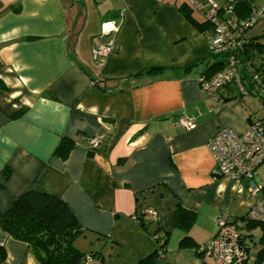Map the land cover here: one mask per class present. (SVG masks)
Listing matches in <instances>:
<instances>
[{"label":"crops","instance_id":"0c3cea01","mask_svg":"<svg viewBox=\"0 0 264 264\" xmlns=\"http://www.w3.org/2000/svg\"><path fill=\"white\" fill-rule=\"evenodd\" d=\"M185 1L0 0V214L26 191L56 195L84 229L78 250L136 264L157 247L137 219L153 212L158 235L170 232L154 264H207L179 241L201 247L221 212L240 218L253 201L236 182L212 177L208 142L255 118L232 84L218 99L200 87L216 61L211 29L199 32L181 14ZM101 44L111 49L98 61L92 49ZM181 118L194 127L183 129ZM63 137L74 142L66 159L54 155ZM177 205L195 214L188 230L173 224ZM0 245L4 264H39L1 227Z\"/></svg>","mask_w":264,"mask_h":264},{"label":"built area","instance_id":"2783aa9c","mask_svg":"<svg viewBox=\"0 0 264 264\" xmlns=\"http://www.w3.org/2000/svg\"><path fill=\"white\" fill-rule=\"evenodd\" d=\"M193 10L211 25L209 53L219 62V69L211 76L202 75L200 87L213 98L232 84L241 97L253 96L259 101V110L264 111V65L254 67L246 57L244 47L248 43L247 31L264 19V0H255L246 10L238 7L245 0H186ZM243 14H239L242 13ZM113 22L104 23L107 33L116 31ZM111 45L101 44L92 49L93 57L102 61ZM178 124L185 130L192 129L191 119L181 118ZM99 141L90 138L91 147ZM212 153L214 179L226 178L236 182L253 198L247 212L240 218H231L221 212L215 218L213 237L197 249L210 257L214 264H245L253 249L252 231L246 229L248 222H264V179L257 171L264 164V116L250 120L241 133L229 128H220L208 142ZM146 216L153 222L159 220L156 213ZM254 231V230H253ZM85 264H92L87 256Z\"/></svg>","mask_w":264,"mask_h":264},{"label":"trees","instance_id":"16d2710c","mask_svg":"<svg viewBox=\"0 0 264 264\" xmlns=\"http://www.w3.org/2000/svg\"><path fill=\"white\" fill-rule=\"evenodd\" d=\"M255 0H245L238 7L239 12L250 7ZM181 14L199 31L203 32L211 29V25L202 19L198 20L194 16L193 8L187 1L178 6ZM196 13V12H195ZM240 15L243 14L239 13ZM261 51L264 44H259L255 39L248 37V43L244 47L246 57H250L253 50ZM195 63L187 67L194 66ZM252 66L257 67L252 64ZM264 65L261 63L259 66ZM219 69V62H214L206 70L205 75L209 77ZM162 67H148L144 73H160ZM74 147V142L68 138H62L54 150V155L60 159H66L69 151ZM8 170L3 172V180L8 175ZM141 227L151 234L157 243L156 249L140 259L136 264H154L165 250L170 232L164 231L162 236L158 235L161 230L159 221L153 222L145 219L143 214L137 216ZM195 221V214L176 206L173 212V224L176 228L188 230ZM153 225V229L150 226ZM0 227L9 236L16 240L25 242L33 252L39 264H85L87 256L92 260V264H103V258L99 252L84 253L74 246L75 237L81 235L84 229L78 223L68 205L58 196L29 190L15 198L7 211L0 214ZM248 231L259 229L258 238L259 249L255 253L253 264H264V222H248ZM255 243V241H253ZM254 246V244H253ZM179 247H198L190 236H185L179 241ZM6 259L5 248L0 245V264H4Z\"/></svg>","mask_w":264,"mask_h":264},{"label":"rangeland","instance_id":"374dc122","mask_svg":"<svg viewBox=\"0 0 264 264\" xmlns=\"http://www.w3.org/2000/svg\"><path fill=\"white\" fill-rule=\"evenodd\" d=\"M179 1H181V0H179ZM216 1L218 3L222 2L221 0H216ZM194 16L200 21L203 19L201 17V14H199L197 12L196 13L194 12ZM246 36L255 39V41L261 45L264 44V19H261L253 27H251L247 31ZM250 62L252 64L254 63L255 66H259L261 63H264V49H262L261 51H257L254 49L252 55L250 56ZM244 106H245V108H247L248 111H250V114L252 116H254V118H260V117L264 116V111L259 110V108H258L259 101L255 97L249 96V97L245 98ZM257 173H258L260 178L264 179V164H261L259 166ZM157 210L159 211L158 208H157ZM250 234L252 235L255 243H254L253 249L250 253V257L245 264H253V261L255 259V253L259 249V244L257 241L259 236H260L259 229H255ZM84 241H85V239L79 235V236L75 237L73 243L75 244L76 247L80 248V246L83 245L82 242H84ZM207 264H214V263H213L212 259L207 258Z\"/></svg>","mask_w":264,"mask_h":264}]
</instances>
